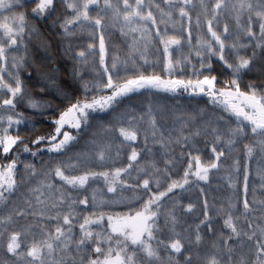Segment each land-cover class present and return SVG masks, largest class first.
Segmentation results:
<instances>
[{"label": "snow or ice", "instance_id": "snow-or-ice-1", "mask_svg": "<svg viewBox=\"0 0 264 264\" xmlns=\"http://www.w3.org/2000/svg\"><path fill=\"white\" fill-rule=\"evenodd\" d=\"M36 20L59 29L81 91L57 88L68 104L53 132L31 140L33 151L17 107H50L27 81L36 73L55 85L57 72L30 58ZM113 32L123 55L119 45L109 52ZM84 34L90 42L77 50ZM180 90L208 97L227 114L223 126L193 130L177 116L166 128L158 101L140 112L124 106L142 91ZM238 144L244 163L232 157ZM45 151L40 169L20 159ZM229 157L222 179L231 194L210 202L206 186ZM253 160L264 189V0H0V264H264Z\"/></svg>", "mask_w": 264, "mask_h": 264}, {"label": "trees", "instance_id": "trees-1", "mask_svg": "<svg viewBox=\"0 0 264 264\" xmlns=\"http://www.w3.org/2000/svg\"><path fill=\"white\" fill-rule=\"evenodd\" d=\"M34 6V5H32ZM30 11V7H29ZM36 27L40 31L39 37H34L29 42V54L31 60L38 65L43 66V70L48 68H56V84H50L46 79L41 78L36 73L30 80L27 81V87L31 89L32 95L35 99L43 101H50L51 106L45 107L40 110H34L26 106V103H20L17 107V111L24 113L27 118L25 123L18 126L20 135L24 138L25 143H29L35 151V146L31 145V140L35 139L39 135H45L47 133L54 131V126L52 121L58 117L59 111L63 109L68 101L64 100L61 95L57 94V88L67 90L70 94L74 93L76 95L80 94V85L77 80L72 79V66L73 61L68 59L64 55L63 45L61 44L60 37L58 35L59 29L51 24L48 20H36L34 21ZM78 40H85L82 36L77 37ZM42 42H46L49 48L45 50ZM81 42V41H80ZM124 39L118 34H113L109 37V48L111 51L115 49L112 45H119L120 48H124ZM215 67V65H214ZM31 70V69H30ZM217 71L219 69L217 68ZM223 79V77L221 78ZM45 88L44 92L40 89ZM189 92H184L183 90L178 91L176 94L159 92L154 95L142 91V93L133 94L130 100L124 101V106H131L135 108L137 112L144 110L148 100H156L160 105L165 106L167 109V118L163 121L166 128H172L174 121L177 116H180L183 120H190L191 127L196 126L203 127L207 121H212L213 123H218L223 126L224 122L219 121L218 117L224 115L227 118V114L224 113L219 107L214 106L211 101L206 96L192 95ZM98 119H103L107 121L109 117L106 113H94ZM178 126V124H177ZM17 130V128H16ZM16 130H13L15 134ZM74 131V130H73ZM210 139V137H209ZM85 141L81 140L80 146L77 150L84 147ZM43 147V145H41ZM199 147L204 149V140L200 139ZM239 151L232 153V157H239L242 163L245 162V157L243 153V146L237 145ZM71 153H69L70 155ZM52 154L45 152L39 153L36 157H32L29 153L20 154V159L22 161H30L36 164L37 169L41 168V162H49ZM232 157H229L224 162V167L221 171L215 174V180L212 178V184L208 187L209 200L212 202L213 197L216 198V203L219 204L223 199L231 194V190L228 189L225 179H219L218 175L221 174L225 177L226 173L224 168H227L232 164ZM256 161L250 162V169ZM23 172V171H22ZM254 174V171H252ZM257 178H252L249 182L250 184V198H251V188L254 186L256 188V195L260 196L264 189L260 188V182H257ZM196 194L193 193L194 197ZM185 202H187V194L185 197Z\"/></svg>", "mask_w": 264, "mask_h": 264}, {"label": "rangeland", "instance_id": "rangeland-1", "mask_svg": "<svg viewBox=\"0 0 264 264\" xmlns=\"http://www.w3.org/2000/svg\"><path fill=\"white\" fill-rule=\"evenodd\" d=\"M113 34H118L119 35V33L118 32H113ZM195 35H196V33L194 32L193 33V37H194V42H195ZM120 36V35H119ZM83 37L85 38V40H78L77 38L73 41V46L77 49V50H79V49H81V48H86V46H87V44L90 42V40H89V38H88V36L86 35V34H84L83 35ZM121 37V36H120ZM124 39V38H123ZM81 41V42H80ZM130 42V41H129ZM124 46H125V41H124ZM121 55H123L124 54V52L125 51H127V49H126V46L124 47V48H121ZM109 52H110V54H111V48H109ZM193 63H196V58L195 57H193ZM82 68H83V75H84V78L85 79H92L93 78V76H94V73L91 71V68L90 67H87V68H84V66H81ZM148 70H149V72H151L152 71V68H151V66H148ZM158 70V69H157ZM186 77L187 76H191V71L189 70L186 74ZM99 113V112H98ZM13 130H16V127H14L13 128ZM12 130V131H13ZM25 162H30V161H25ZM253 168L252 169H250L251 170V175H250V180L252 179V178H257L256 180H257V182H260V180H259V178L256 176V168H257V164H254L253 166H252ZM20 170H21V172L23 171V168H22V165H21V168H20ZM252 171H254V174L252 173ZM215 177V175L213 176V178ZM222 177H223V175H221V174H219L218 175V178L219 179H222ZM214 180H215V178H214ZM250 182V181H249ZM230 190V189H229Z\"/></svg>", "mask_w": 264, "mask_h": 264}, {"label": "water", "instance_id": "water-1", "mask_svg": "<svg viewBox=\"0 0 264 264\" xmlns=\"http://www.w3.org/2000/svg\"><path fill=\"white\" fill-rule=\"evenodd\" d=\"M198 96H202V95H198Z\"/></svg>", "mask_w": 264, "mask_h": 264}]
</instances>
